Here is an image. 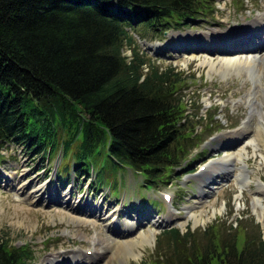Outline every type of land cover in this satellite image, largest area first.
Masks as SVG:
<instances>
[{
	"label": "trees",
	"instance_id": "16d2710c",
	"mask_svg": "<svg viewBox=\"0 0 264 264\" xmlns=\"http://www.w3.org/2000/svg\"><path fill=\"white\" fill-rule=\"evenodd\" d=\"M213 6L215 0H0V153L10 143L43 160L60 154L64 161L70 152L76 174L98 177L110 162L142 175L143 188L166 184L192 163L209 124L196 130L206 119L199 100L181 93L188 88L183 73L154 65L135 39L157 38ZM242 223L166 229L157 238L164 249L158 262L264 264L262 234ZM31 260L26 247L0 235V264Z\"/></svg>",
	"mask_w": 264,
	"mask_h": 264
},
{
	"label": "rangeland",
	"instance_id": "374dc122",
	"mask_svg": "<svg viewBox=\"0 0 264 264\" xmlns=\"http://www.w3.org/2000/svg\"><path fill=\"white\" fill-rule=\"evenodd\" d=\"M215 3L217 5L215 12H208L197 19L188 18L187 22L179 29L169 30L165 35L161 34L157 38H153V42L149 39L140 40L138 36L135 39L138 44L137 49L148 51L152 58L147 59L154 65L160 68L172 65L183 73L182 76L186 77L183 85L188 88L181 90V93H189V98L194 99L195 103L197 100L200 104L202 102L204 109L201 110V113L208 110L206 117H208V114L213 115L216 113L218 121L212 125L211 129L221 128L220 132L214 136H209L197 150L193 151V154H199V151L206 147L208 151L197 155L195 160L186 166L184 170L177 168L176 170L179 173L174 175L172 180L159 185L156 189L147 190L140 186V183L136 184L137 181L131 173L133 170H128L130 176L128 185L132 184L131 191H129L126 180L127 173H125L127 167H125L126 169L116 168L112 163L105 162L103 173L97 177L95 172L93 175L94 180L98 182L99 178L103 177V183L100 184L98 189L105 188L111 199L119 201L111 209L115 210V217L112 218V214L103 211L104 214H98V216L110 217H107V220L100 221L92 215L85 216L73 212L70 206H67L66 203H59L58 199L46 204H42L41 201L34 202L35 198L37 200L42 199L43 189H40L46 186L48 176L58 171L67 174L68 171L74 170L72 153H67L64 161L61 155L57 154L47 163V158L43 160L39 155L32 154V152L28 153L22 144L10 143L1 151L0 176H16L20 182L15 183V187H6L2 178H0V235L8 241L9 246L26 247L32 256L30 264H62L60 260L58 261L62 253H65L66 257L72 258L78 252L80 254V251L90 253L94 250H101V252L107 250V254L104 256L97 255V258L100 259H97L95 264H161L158 261H161L162 258L158 257L157 253L159 249H164L159 248L157 238L163 227L156 229L149 223L148 225H142L132 233L127 232L129 234L126 233L121 236H110V233L107 232L108 226L105 227V223H110L118 217L122 218L123 222L121 224L124 225L123 227L125 225L127 227L126 219L128 220L129 216L125 217V215L129 208L128 205H131L133 201L139 200L142 204L149 202L155 207L163 206L162 202L156 200L161 191H168L172 195V206L177 207V209L174 208L170 212L166 208H163V210L152 208L149 211L145 207L144 212L148 211L151 214L150 219L161 222L164 227L176 226L181 232L186 231L188 228L194 231H203L211 224L224 223L222 225L224 227L231 224L233 229H237L238 222L242 221L244 228L252 233L253 231L260 232L264 238V222H260L258 219L261 210L254 203V196L256 191L259 190L258 184H264V157L262 155L264 154V137L259 136L261 139L258 138L255 135V128H252V132L243 142V145L233 147V152H243V159H241L240 154H237L235 160H229L232 163L230 166L224 163L222 167L216 163L225 153L230 154L233 145L228 147L226 144H230L238 138V133L243 131L244 124L249 118H252L255 127L259 126L260 123H263L264 126V49L261 51V56L254 53L248 54L242 52L241 49L242 45H247L246 40L248 38L238 43V49L241 50V52L237 51L239 56L243 58L253 56L258 59L257 64L251 65L252 71H254L253 74H259L261 82L263 81L262 90L257 92L256 95L253 94L255 79L251 74L242 70V72H231L228 75H222L219 71L210 70V67L203 63L208 56H212L218 61L226 58L225 54L220 55L218 52H214L212 55L199 53L190 54L191 56H178V52L171 51L164 53V55L163 53L158 55L156 50L152 49L155 45L159 46L161 43L179 37L184 38L191 34L203 32L208 34L211 29L224 31L239 22H250L252 20V24H255V18L259 17V13L264 11V8L261 10L256 8L259 5L264 6V0H215ZM216 34L223 35L222 33ZM225 34L231 33L226 30ZM200 46L204 47L205 44L197 45V47ZM222 47L232 48L227 45ZM195 51L205 52L201 49ZM124 54L130 55V50L126 49ZM251 68L249 67L248 70H251ZM211 104L215 106H211ZM193 106L189 107L190 111L196 113V105ZM190 111L188 110V112ZM241 123H243L242 126L235 132ZM232 124L237 126L233 128L235 125L232 127L230 126ZM207 130V133L210 134V129ZM255 138L260 140L258 141ZM251 139L255 140L259 150L255 151L256 146L249 144L245 152L244 148L248 145V140ZM212 147H214V150L210 151L209 149ZM205 165H207L205 170L200 171V168ZM243 169L248 170L250 182L241 188L238 180ZM214 175H216L215 178L220 176L219 179L222 181L215 184L213 190L208 187L204 188L203 185H207L206 182L211 181ZM29 180H31L30 183H27ZM22 181L26 183L23 186L24 189L30 185L27 191L31 190L30 192H32L35 188H38L40 191L35 193L37 196H33L32 199L28 195L26 196V192L21 189ZM88 181L90 182V178H88ZM79 182L85 183L86 181L80 179ZM203 189L210 191V193L207 192L208 196L204 197ZM67 190H69V187ZM86 191L87 188L77 195L76 189H73V191L64 194L62 200L68 204L70 203L71 206H77L79 199L86 195ZM149 195L151 196L149 197ZM91 196L92 194L89 191L87 197L90 198ZM96 197L95 203L102 199L103 192L101 191ZM28 202L30 205H28ZM98 205L101 206L99 203L95 204L94 207ZM194 215L201 219L198 226L193 225L192 217ZM172 218L175 220L174 223H170ZM187 219L191 221L188 224H183ZM202 221L205 222L202 223ZM149 231L157 233L154 241L134 247L133 252L129 251L128 247L119 249V246L110 242V238L122 241L137 239L140 233ZM240 234L243 235L242 231H240ZM111 245L113 248L109 249Z\"/></svg>",
	"mask_w": 264,
	"mask_h": 264
},
{
	"label": "bare ground",
	"instance_id": "6f19581e",
	"mask_svg": "<svg viewBox=\"0 0 264 264\" xmlns=\"http://www.w3.org/2000/svg\"><path fill=\"white\" fill-rule=\"evenodd\" d=\"M257 22L259 23L264 22V13L260 14L259 17L257 16L255 18V23ZM243 25H245V23ZM200 47H203V46H200ZM200 49L202 51H207L204 48H200ZM241 49H242V52H247L248 54L254 53L255 51V49L253 48V45H248V44L242 45ZM213 52H215V50L213 51L209 50L207 54L212 55ZM220 52L225 53L226 58L216 61L212 56H208L204 59L203 63L207 64L210 67V70L219 71L222 75H228L231 72H242V70L246 71L247 73L251 74L252 77L255 79L254 81L255 86L253 88V92H254L253 94L256 95L257 92L262 90L263 81L261 82L260 75L256 73L253 74L254 71H252V68H251L252 64L258 63V59H256L253 56L243 58L239 56L238 52L234 50L233 48L221 47ZM249 67L251 68V70H248ZM251 127H252V118H249L244 124L243 131L238 133V136L243 138L244 136L248 135V132ZM255 130H256L255 135L258 136V138H260L259 136H263L264 135L263 123H260L259 126H256ZM249 144H252V146H256L255 151L259 150V148H257L258 146L255 140L251 139V140H248V145L244 148L245 152ZM237 154H240L241 159L244 158L243 152L239 151L237 153L233 152L232 154H228L227 156L224 157V159H234L237 156ZM262 155L264 157V154ZM248 174L249 172L247 169H243L242 172L240 173V178L238 181L241 184V188H243L250 182V179L248 178ZM258 187H259V190L256 191V195L254 196V203L257 205L258 209L261 210V215H258L259 221L264 222V184L260 183V185L258 184ZM42 189L43 188H41L40 190ZM40 190L38 188H35L32 192H29V194L27 195L30 199H32L33 196H37L35 195V193L39 192ZM93 210L95 211L96 214L97 213L100 215L104 214L102 207L101 206L99 207V205L95 206ZM190 219H187L185 222H183V224H188L191 221ZM192 219H193V225L198 226L201 219H199V217H197L196 215H194ZM203 222L205 221H202V223ZM126 223H127V228H131V227H134L136 223H138V220L137 219L134 220V219H131V217H128V220L126 219ZM129 232H132V231H129ZM156 234L157 233L155 231L142 232L139 234V237L137 239H129V240L122 241V240H116V239L110 238L111 239L110 242L111 244L119 246V249L128 247L129 251L133 252L134 247L138 245H143L144 243H151L152 241H154ZM111 248H113L112 245L111 247H109V249ZM105 254H107V250H103L97 255L104 256ZM83 258H86V257H83ZM88 259L90 260V262H92V257H89ZM77 264H82V261H78Z\"/></svg>",
	"mask_w": 264,
	"mask_h": 264
}]
</instances>
